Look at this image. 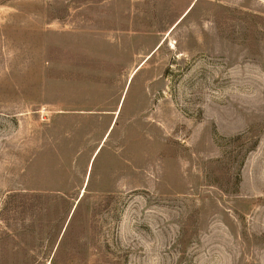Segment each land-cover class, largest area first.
I'll use <instances>...</instances> for the list:
<instances>
[{"label": "rangeland", "instance_id": "1", "mask_svg": "<svg viewBox=\"0 0 264 264\" xmlns=\"http://www.w3.org/2000/svg\"><path fill=\"white\" fill-rule=\"evenodd\" d=\"M0 264H264V0H0Z\"/></svg>", "mask_w": 264, "mask_h": 264}]
</instances>
